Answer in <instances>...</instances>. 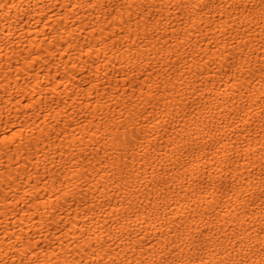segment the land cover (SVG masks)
<instances>
[{"label":"bare ground","instance_id":"bare-ground-1","mask_svg":"<svg viewBox=\"0 0 264 264\" xmlns=\"http://www.w3.org/2000/svg\"><path fill=\"white\" fill-rule=\"evenodd\" d=\"M0 264H264V0H0Z\"/></svg>","mask_w":264,"mask_h":264}]
</instances>
